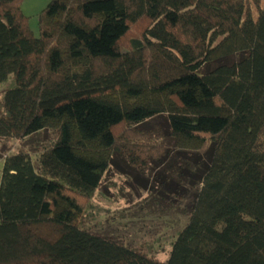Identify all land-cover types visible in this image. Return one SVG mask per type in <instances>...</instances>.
I'll return each instance as SVG.
<instances>
[{"label":"trees","instance_id":"trees-1","mask_svg":"<svg viewBox=\"0 0 264 264\" xmlns=\"http://www.w3.org/2000/svg\"><path fill=\"white\" fill-rule=\"evenodd\" d=\"M0 138V264H120L80 202L115 154L109 0H49L39 35L0 0Z\"/></svg>","mask_w":264,"mask_h":264},{"label":"rangeland","instance_id":"rangeland-1","mask_svg":"<svg viewBox=\"0 0 264 264\" xmlns=\"http://www.w3.org/2000/svg\"><path fill=\"white\" fill-rule=\"evenodd\" d=\"M48 2L49 0H20L22 11L29 16V25L35 35H39V13ZM4 145L8 146L9 151H14L20 146V142L17 139L0 138V151ZM1 171L2 159H0V176ZM80 202L84 208L83 218L91 227L118 236L115 154L91 198L81 199Z\"/></svg>","mask_w":264,"mask_h":264}]
</instances>
